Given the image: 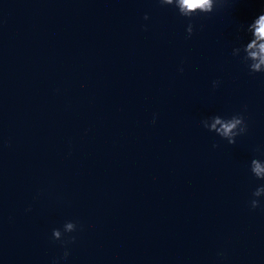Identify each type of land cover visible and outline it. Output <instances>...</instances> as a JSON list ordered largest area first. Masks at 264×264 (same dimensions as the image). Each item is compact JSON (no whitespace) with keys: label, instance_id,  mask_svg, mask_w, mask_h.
I'll return each mask as SVG.
<instances>
[{"label":"water","instance_id":"1","mask_svg":"<svg viewBox=\"0 0 264 264\" xmlns=\"http://www.w3.org/2000/svg\"><path fill=\"white\" fill-rule=\"evenodd\" d=\"M261 9L230 0L187 37L158 0H0V264H53L67 220L60 264H264V74L230 55ZM213 112L247 133L227 145Z\"/></svg>","mask_w":264,"mask_h":264},{"label":"clouds","instance_id":"2","mask_svg":"<svg viewBox=\"0 0 264 264\" xmlns=\"http://www.w3.org/2000/svg\"><path fill=\"white\" fill-rule=\"evenodd\" d=\"M161 7L171 6L178 15L189 20L185 27L187 37L193 34L192 18L197 16H207L216 10L229 5L230 0H158ZM262 9L255 14L251 21L244 25H238L236 28V43L231 47L230 55L246 68L249 75L264 74V0H260ZM145 20L148 19L145 13ZM241 33L243 35H241ZM183 61L178 66V71L183 72ZM220 84L219 80L212 81V87L216 88ZM155 115L152 123H155ZM200 125L209 133L215 136L227 145L237 143V139L245 135L248 131L243 112H232L230 114H221L218 112L209 113L200 120ZM218 145L214 143L213 148ZM248 171L259 181H264V156H253L248 164ZM251 209L264 208V183L258 184L252 191L248 201ZM77 230V223L72 220L65 221L61 227H55L51 230V239L59 242L63 247L62 255L53 261V264H60L67 260L69 250L66 244L75 240L74 236L67 234L74 233ZM218 255H221L218 253Z\"/></svg>","mask_w":264,"mask_h":264}]
</instances>
